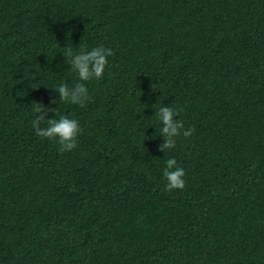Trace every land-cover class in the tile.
I'll use <instances>...</instances> for the list:
<instances>
[{
	"label": "trees",
	"instance_id": "obj_1",
	"mask_svg": "<svg viewBox=\"0 0 264 264\" xmlns=\"http://www.w3.org/2000/svg\"><path fill=\"white\" fill-rule=\"evenodd\" d=\"M101 44L85 105L59 101L64 47ZM163 101L195 129L165 153ZM0 264H264V0H0Z\"/></svg>",
	"mask_w": 264,
	"mask_h": 264
},
{
	"label": "clouds",
	"instance_id": "obj_2",
	"mask_svg": "<svg viewBox=\"0 0 264 264\" xmlns=\"http://www.w3.org/2000/svg\"><path fill=\"white\" fill-rule=\"evenodd\" d=\"M64 48L66 63L76 74L77 79L72 84L61 81L51 89L58 93L59 101L82 107L89 98V89L85 82L99 80L105 75L112 50L102 44L91 48L81 45L77 50L68 45ZM58 100H52L51 103L57 105ZM56 108L57 106L49 108L37 103L33 108L35 113L33 127L39 137L56 140L60 152H71L78 147V137L82 132L80 122L72 115H60L58 119L48 118V113L55 112ZM153 116L160 124L159 136L163 137V143L159 145V149L164 153L165 150L174 149L179 136L190 137L195 131L192 127L185 128L184 122L178 118L179 110L165 104L164 101L163 106L155 109ZM41 122H45L44 127L40 126ZM163 176L166 190L184 188L185 169L178 165L174 156L165 161Z\"/></svg>",
	"mask_w": 264,
	"mask_h": 264
}]
</instances>
